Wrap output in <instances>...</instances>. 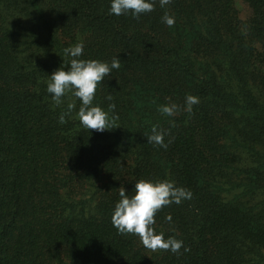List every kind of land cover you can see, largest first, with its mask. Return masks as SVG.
Wrapping results in <instances>:
<instances>
[{
    "label": "trees",
    "instance_id": "trees-1",
    "mask_svg": "<svg viewBox=\"0 0 264 264\" xmlns=\"http://www.w3.org/2000/svg\"><path fill=\"white\" fill-rule=\"evenodd\" d=\"M242 1L246 23L233 0H157L139 19L109 15L110 0H0V264H264V0ZM80 41L79 59H120L93 101L116 105L104 132L46 90ZM170 102L172 117L158 111ZM154 126L167 148L148 143ZM139 180L191 191L153 225L179 253L113 227L119 188Z\"/></svg>",
    "mask_w": 264,
    "mask_h": 264
},
{
    "label": "clouds",
    "instance_id": "clouds-1",
    "mask_svg": "<svg viewBox=\"0 0 264 264\" xmlns=\"http://www.w3.org/2000/svg\"><path fill=\"white\" fill-rule=\"evenodd\" d=\"M159 6L165 8L172 0H158ZM157 0H110L109 15L121 16L131 14L134 19H139L141 15L154 11ZM162 23L168 27L175 24V17L165 13L161 18ZM85 44L83 41L77 42L73 46L66 47L64 54L71 58L70 66L67 70L61 67L54 71L49 77L47 92L56 105L63 102V98L68 93H72L81 102L77 113L81 125L89 130L104 132L114 127L116 117H109V111H114L116 105L110 103L109 111H105L99 106H94L93 101L100 85L105 77L111 72L120 68V59L114 57L111 63L99 60L79 59L84 54ZM106 99L112 101L109 94ZM199 98L193 95H186L183 110L189 114L193 112V106L199 103ZM68 112L60 115L59 123L66 122L65 116L75 108V103L67 105ZM181 106L176 103H167L158 108V111L168 117H172L180 111ZM165 131L152 128V134L147 137L148 143L167 148L164 142ZM119 201L111 215V223L121 235L138 236L142 245L150 250H166L172 253H179L184 246L183 241L175 236L165 238L164 233H157L153 225L156 214L164 207L172 204H181L184 200H190L192 193L184 187H178L174 181L163 180L152 182L139 180L135 183L134 194L126 193L124 187L119 188ZM167 221L172 222V217L167 216ZM185 251L188 249L185 248Z\"/></svg>",
    "mask_w": 264,
    "mask_h": 264
},
{
    "label": "rangeland",
    "instance_id": "rangeland-1",
    "mask_svg": "<svg viewBox=\"0 0 264 264\" xmlns=\"http://www.w3.org/2000/svg\"><path fill=\"white\" fill-rule=\"evenodd\" d=\"M235 9L238 13L239 20L243 23H246L251 19L252 11L250 7L242 0H233Z\"/></svg>",
    "mask_w": 264,
    "mask_h": 264
}]
</instances>
